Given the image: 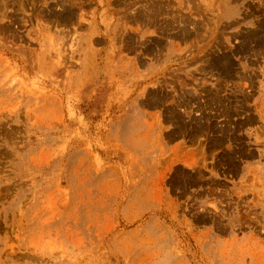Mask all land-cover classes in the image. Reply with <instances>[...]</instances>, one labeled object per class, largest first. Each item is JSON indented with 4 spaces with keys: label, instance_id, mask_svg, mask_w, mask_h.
Returning a JSON list of instances; mask_svg holds the SVG:
<instances>
[{
    "label": "rangeland",
    "instance_id": "1",
    "mask_svg": "<svg viewBox=\"0 0 264 264\" xmlns=\"http://www.w3.org/2000/svg\"><path fill=\"white\" fill-rule=\"evenodd\" d=\"M0 264H264V0H0Z\"/></svg>",
    "mask_w": 264,
    "mask_h": 264
}]
</instances>
